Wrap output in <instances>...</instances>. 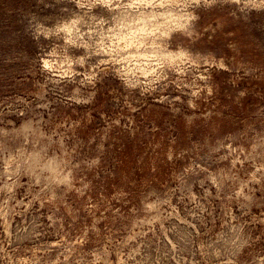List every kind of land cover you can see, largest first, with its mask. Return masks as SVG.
<instances>
[{"label": "rangeland", "instance_id": "374dc122", "mask_svg": "<svg viewBox=\"0 0 264 264\" xmlns=\"http://www.w3.org/2000/svg\"><path fill=\"white\" fill-rule=\"evenodd\" d=\"M0 264H264V0H0Z\"/></svg>", "mask_w": 264, "mask_h": 264}, {"label": "bare ground", "instance_id": "6f19581e", "mask_svg": "<svg viewBox=\"0 0 264 264\" xmlns=\"http://www.w3.org/2000/svg\"><path fill=\"white\" fill-rule=\"evenodd\" d=\"M148 16V15H147ZM151 16V15H150ZM143 19H145V17L143 18ZM146 20V19H145ZM144 21V20H143ZM139 29V28H138ZM135 30V29H134ZM138 36V35H137ZM131 41V40H130ZM168 55L170 56V57H172L173 55L172 54H169L168 53ZM178 56V55H177ZM178 58H180V57H178ZM178 58H177V60H178Z\"/></svg>", "mask_w": 264, "mask_h": 264}]
</instances>
